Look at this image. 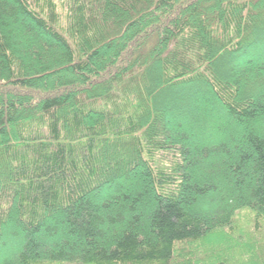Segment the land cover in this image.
<instances>
[{
    "label": "trees",
    "instance_id": "16d2710c",
    "mask_svg": "<svg viewBox=\"0 0 264 264\" xmlns=\"http://www.w3.org/2000/svg\"><path fill=\"white\" fill-rule=\"evenodd\" d=\"M260 56L264 0H0V264H264Z\"/></svg>",
    "mask_w": 264,
    "mask_h": 264
},
{
    "label": "rangeland",
    "instance_id": "374dc122",
    "mask_svg": "<svg viewBox=\"0 0 264 264\" xmlns=\"http://www.w3.org/2000/svg\"><path fill=\"white\" fill-rule=\"evenodd\" d=\"M58 2V4H60V1H57ZM264 59V57L263 56H260L259 58H258V60H257V62H262V61H264L263 60ZM239 67H241V65H238ZM180 95H184V92H180L179 93ZM182 109H184L183 107H182V105L180 104V106H178L177 108H176V110H175V112H176V114H177V112L178 111H180V110H182ZM191 115V113L189 112V114H187V116H190ZM182 117V116H181ZM180 117V118H181ZM211 117H212V119H214V120H216L217 121V116L216 115H214V111L212 112V114H211ZM183 118V117H182ZM224 121H226V122H229L230 121V118H225L224 119ZM222 136H223V134H220V135H218L217 137H216V141L217 142H222ZM247 218H254V216H253V214L251 213V212H249V211H243V212H241V213H239L238 215H237V217H236V220H238V222H239V224L241 225V226H245V220L247 219ZM252 224V228L254 227V223H251ZM251 228V229H252ZM222 243V241L220 240V239H218L217 237H215L214 239H210L209 241H208V243H205L204 244V246H205V248L207 249V250H210V248H213V246H215V245H218V244H221Z\"/></svg>",
    "mask_w": 264,
    "mask_h": 264
}]
</instances>
